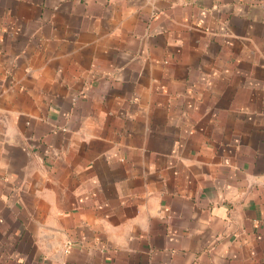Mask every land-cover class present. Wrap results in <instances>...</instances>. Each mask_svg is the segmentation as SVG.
<instances>
[{"label": "crops", "instance_id": "0c3cea01", "mask_svg": "<svg viewBox=\"0 0 264 264\" xmlns=\"http://www.w3.org/2000/svg\"><path fill=\"white\" fill-rule=\"evenodd\" d=\"M0 264H264V0H0Z\"/></svg>", "mask_w": 264, "mask_h": 264}]
</instances>
